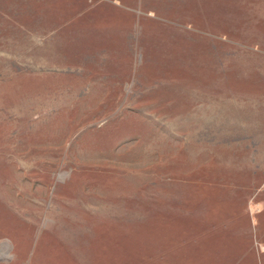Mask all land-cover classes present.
<instances>
[{
  "label": "rangeland",
  "instance_id": "374dc122",
  "mask_svg": "<svg viewBox=\"0 0 264 264\" xmlns=\"http://www.w3.org/2000/svg\"><path fill=\"white\" fill-rule=\"evenodd\" d=\"M0 264H264V0H0Z\"/></svg>",
  "mask_w": 264,
  "mask_h": 264
},
{
  "label": "crops",
  "instance_id": "0c3cea01",
  "mask_svg": "<svg viewBox=\"0 0 264 264\" xmlns=\"http://www.w3.org/2000/svg\"><path fill=\"white\" fill-rule=\"evenodd\" d=\"M104 2L115 3L116 7H118V0H103Z\"/></svg>",
  "mask_w": 264,
  "mask_h": 264
}]
</instances>
